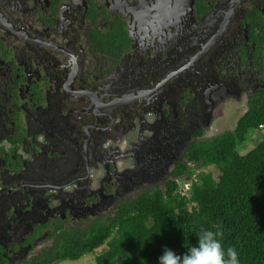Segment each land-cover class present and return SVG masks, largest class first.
Here are the masks:
<instances>
[{
  "label": "flooded vegetation",
  "instance_id": "1",
  "mask_svg": "<svg viewBox=\"0 0 264 264\" xmlns=\"http://www.w3.org/2000/svg\"><path fill=\"white\" fill-rule=\"evenodd\" d=\"M263 91L264 0H0V264L165 190Z\"/></svg>",
  "mask_w": 264,
  "mask_h": 264
},
{
  "label": "trees",
  "instance_id": "2",
  "mask_svg": "<svg viewBox=\"0 0 264 264\" xmlns=\"http://www.w3.org/2000/svg\"><path fill=\"white\" fill-rule=\"evenodd\" d=\"M260 127L264 91L233 129L193 142L186 153L193 167L179 163L173 171L177 180H191L190 189L183 192L176 179L167 181L165 190L146 189L118 203L108 222L64 231L48 252L26 264L78 260L104 245L97 264H159L165 248L183 256L204 230L219 231L224 248L237 250L240 264H264V133L240 153ZM208 166L217 170V178L210 170L195 174Z\"/></svg>",
  "mask_w": 264,
  "mask_h": 264
},
{
  "label": "clouds",
  "instance_id": "3",
  "mask_svg": "<svg viewBox=\"0 0 264 264\" xmlns=\"http://www.w3.org/2000/svg\"><path fill=\"white\" fill-rule=\"evenodd\" d=\"M192 178H195V174ZM178 183L183 192L190 189V179L182 178L181 183L179 181ZM221 235L219 231H202L198 236L197 245L191 247L183 256L172 249L165 248L159 257V264H240L237 250L233 247L225 249L219 238Z\"/></svg>",
  "mask_w": 264,
  "mask_h": 264
},
{
  "label": "rangeland",
  "instance_id": "4",
  "mask_svg": "<svg viewBox=\"0 0 264 264\" xmlns=\"http://www.w3.org/2000/svg\"><path fill=\"white\" fill-rule=\"evenodd\" d=\"M225 114V113H224ZM240 116L239 115H232V116H229V115H226L222 118L221 122H219L218 124V127L219 129H216V130H210L206 133L207 136H212L214 134H217V133H220V132H223L225 130H228V129H233L234 126H235V123H236V119ZM262 133H264V127L263 128H260L259 130L257 131H254L252 132L250 135H249V138L248 140L242 145L241 149H240V153H245L247 152L249 149H251L258 140H260L261 138V135ZM189 165L193 167V165L191 164V162H189ZM208 171L210 170L213 177L217 178V175H218V172L217 170H215L212 166H208L206 168H202V169H197L195 171V174L199 171ZM178 181L181 183L182 181V178H179ZM101 248V249H100ZM99 249H96L95 252H92V253H89V254H86L83 258L81 259H78V260H66V261H63L59 264H97L96 263V256L99 254V252L101 250H106L107 248L104 246L100 247Z\"/></svg>",
  "mask_w": 264,
  "mask_h": 264
},
{
  "label": "built area",
  "instance_id": "5",
  "mask_svg": "<svg viewBox=\"0 0 264 264\" xmlns=\"http://www.w3.org/2000/svg\"><path fill=\"white\" fill-rule=\"evenodd\" d=\"M185 187H187V185Z\"/></svg>",
  "mask_w": 264,
  "mask_h": 264
}]
</instances>
